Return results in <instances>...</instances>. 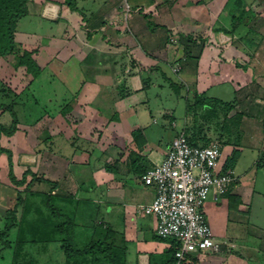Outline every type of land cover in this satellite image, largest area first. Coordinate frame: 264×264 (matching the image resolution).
<instances>
[{
  "label": "crops",
  "instance_id": "1",
  "mask_svg": "<svg viewBox=\"0 0 264 264\" xmlns=\"http://www.w3.org/2000/svg\"><path fill=\"white\" fill-rule=\"evenodd\" d=\"M23 18L49 24L47 31L17 30L16 36L33 44L41 73L50 69L70 97L58 115L49 116L47 158L41 154V119L24 121L14 109L17 129L1 134L0 146L11 151L16 177L28 160L34 173L47 162L48 182L36 185L48 187L33 190L60 199L79 247L111 231L126 248L127 264H168L173 240L160 238L155 218L143 212L157 191L141 177L173 141L166 127L149 122L158 106L157 113L172 120L175 137L183 132L199 145L221 141V168L238 153L229 191L212 192L204 206L222 248L192 253L187 261L242 264V239L230 234L229 220L231 210L236 221L251 213L250 192L241 184L246 175L237 174L246 151H257L253 170L264 156V0H31ZM171 90L185 100L181 119L166 107ZM205 100L215 104L211 115ZM0 123H12L9 111L0 109ZM3 169L0 181L18 192L8 153L0 151ZM252 182L264 213V187Z\"/></svg>",
  "mask_w": 264,
  "mask_h": 264
},
{
  "label": "rangeland",
  "instance_id": "2",
  "mask_svg": "<svg viewBox=\"0 0 264 264\" xmlns=\"http://www.w3.org/2000/svg\"><path fill=\"white\" fill-rule=\"evenodd\" d=\"M173 1L175 0H170V2ZM48 29L50 27L47 21L39 23L29 18H23L19 20L16 31L19 30L20 33L25 35L47 31ZM16 31L15 40L18 44V49L23 50L24 48H28L32 50L33 44L24 43L21 35L20 39L19 37L17 38ZM17 55L18 53H13L0 58V102H14L15 109L19 111L20 118L24 121L41 119V154H45L44 158H47L49 116H52L56 111L57 115L61 112L60 110L64 107L66 99L70 97V93L63 82L51 74L50 69H44L34 80L32 74L28 73L24 66L19 67L16 65L18 61ZM166 70L173 80H177V74L171 68L167 67ZM171 94V97L167 99L168 106L166 107L174 111L175 119H181L186 112L185 100L174 94L172 90ZM16 95L20 97L16 99ZM205 102L206 104L203 106L206 109L204 111L206 114L211 115L215 109V104L213 102L210 103L208 100H205ZM153 109V117H148L149 122L153 124L156 121L159 127H166L169 140H173L176 131L172 127V120L157 113L160 107L152 106ZM60 118L61 116H58V119ZM10 119L11 117L9 118V122L11 121ZM220 124L222 126L223 122ZM246 153L248 155L245 156L239 170H237V174L246 175L241 184L250 192L249 197L250 195L253 197H250V201L252 199L253 203L249 201L248 204V211L251 210V213H243L240 216L241 218L236 221L233 220L234 213L231 210L229 232L232 236L242 239L241 244L244 249L240 250L244 253V258L246 259L241 262L242 264H264V213L260 210L261 206L257 202L256 193L253 196L254 183L252 182L253 178H255L257 183L264 187V168L257 167V170L252 169L254 163L253 157L257 155L256 150H251L250 148ZM30 161L28 160V163L18 169L20 178L21 174L28 169L33 172V166ZM47 166V162L42 161L36 168V174L47 178L49 176ZM5 175L4 169L0 171V178ZM28 180H31L30 174L28 175ZM34 182V188L33 185L30 188H26V185L17 186L14 184V186L18 191H23V193H30L34 191L33 189L41 190L48 187V183L37 186L36 181ZM0 190L3 191L0 194V264H67L66 254L61 247V243L52 241L55 237L52 227L54 223L60 221V218L55 214H51L53 210L45 208V205L42 204L44 200V196L42 195H35L30 198V209L22 224L16 228H12L9 235L3 238L2 235L7 232L9 223L6 209L8 208L9 210L15 205L18 194L14 190L6 189L3 181H0ZM54 203H58L57 198L54 199ZM46 219L48 226L44 223ZM7 241H10L9 244L11 246H6ZM17 243H19L18 246ZM82 246L84 245L80 247Z\"/></svg>",
  "mask_w": 264,
  "mask_h": 264
},
{
  "label": "built area",
  "instance_id": "3",
  "mask_svg": "<svg viewBox=\"0 0 264 264\" xmlns=\"http://www.w3.org/2000/svg\"><path fill=\"white\" fill-rule=\"evenodd\" d=\"M180 66L174 67L179 72ZM223 145H193L185 133L172 141L163 160L141 177L147 186L156 187L154 201L143 207L145 214L156 220V232L162 239L179 243L175 264H182L192 253L219 252L218 241L208 222L204 206L212 192L226 194L235 176L232 170L220 167ZM264 168V156L261 159Z\"/></svg>",
  "mask_w": 264,
  "mask_h": 264
},
{
  "label": "trees",
  "instance_id": "4",
  "mask_svg": "<svg viewBox=\"0 0 264 264\" xmlns=\"http://www.w3.org/2000/svg\"><path fill=\"white\" fill-rule=\"evenodd\" d=\"M31 0H0V57L7 56L9 54L18 53L17 66H24L28 73L32 74L33 79L38 77L41 73V69L33 58L34 49L30 50L24 48L23 50L18 49V44L15 40V31L17 29L18 22L21 18L28 13V2ZM235 28V26H234ZM176 92H178L177 87H175ZM20 96L16 95V99ZM14 102H0V109L4 111H9L12 116V123L9 126L0 123V136L1 134L11 135L13 134L18 125V117L15 112ZM188 140L193 145H199L192 142L188 137ZM221 142V141H220ZM210 142H205L201 144L203 146L208 145ZM222 144V142H221ZM223 145V144H222ZM0 151L8 153L9 156V178L10 181L17 185H26V188L34 183V181H46L47 178L38 176L36 173L32 172L30 169L26 170L22 177L18 179L13 170L12 154L9 149L0 146ZM238 159V153L235 152L228 158L225 162L224 171L233 170V167ZM31 175V180H28V175ZM28 190V189H26ZM17 201L15 205L8 210V227L7 232L2 236L6 238L12 228L18 227L22 224L26 214L29 212V202L30 198L35 195L44 196L42 204L45 208L53 210L51 214H55L60 218L59 222L54 223L52 231L55 232V237L52 241H57L61 243V247L66 254L67 264H127L126 263V248L124 245L115 242L112 239L111 231L108 232L104 238L94 236L91 242L84 247H78L74 239V221L70 218H66L65 212L62 206H60V199L57 198L58 203H54L56 197L48 193H39L31 191L30 193H23V191L17 192ZM29 196V199H28ZM42 218V217H41ZM48 219V218H47ZM47 219L44 221L47 224ZM173 240V248L171 249V259L168 264H175L176 257L175 253L179 247V243ZM10 241L6 242V246H11ZM19 243H17L18 246ZM183 261L182 264H191L189 261Z\"/></svg>",
  "mask_w": 264,
  "mask_h": 264
}]
</instances>
